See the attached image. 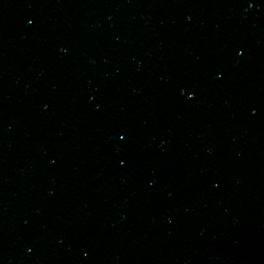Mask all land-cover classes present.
<instances>
[{"label":"water","instance_id":"95a60500","mask_svg":"<svg viewBox=\"0 0 264 264\" xmlns=\"http://www.w3.org/2000/svg\"><path fill=\"white\" fill-rule=\"evenodd\" d=\"M0 264H264V0H0Z\"/></svg>","mask_w":264,"mask_h":264}]
</instances>
